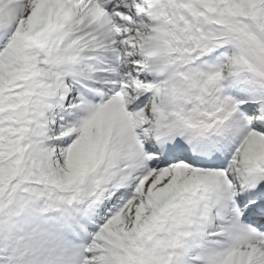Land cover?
<instances>
[{"label": "snow or ice", "instance_id": "snow-or-ice-1", "mask_svg": "<svg viewBox=\"0 0 264 264\" xmlns=\"http://www.w3.org/2000/svg\"><path fill=\"white\" fill-rule=\"evenodd\" d=\"M0 264H264V0H0Z\"/></svg>", "mask_w": 264, "mask_h": 264}]
</instances>
